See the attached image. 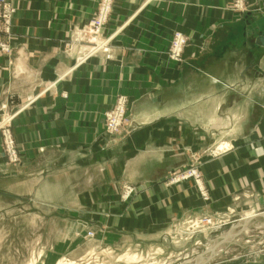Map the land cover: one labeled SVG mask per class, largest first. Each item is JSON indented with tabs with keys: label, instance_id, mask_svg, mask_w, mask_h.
Instances as JSON below:
<instances>
[{
	"label": "crops",
	"instance_id": "1",
	"mask_svg": "<svg viewBox=\"0 0 264 264\" xmlns=\"http://www.w3.org/2000/svg\"><path fill=\"white\" fill-rule=\"evenodd\" d=\"M12 1L0 113L35 99L13 125L25 159L0 180L22 178L23 192L60 207L67 199L86 214L116 212L100 222L101 241L121 248L165 241L185 217L264 210V18L254 19L261 0L240 9L232 0H116L104 30L113 35L109 54L82 37L98 0ZM175 30L189 37L179 62L167 55ZM119 94L128 97L130 122L107 135L105 111ZM195 162L207 199L193 179L169 182ZM124 184L135 189L128 201L120 200ZM250 226L203 264H264V253L247 246L228 255L251 241L250 230L264 229V217ZM219 237L198 234L187 244Z\"/></svg>",
	"mask_w": 264,
	"mask_h": 264
},
{
	"label": "rangeland",
	"instance_id": "2",
	"mask_svg": "<svg viewBox=\"0 0 264 264\" xmlns=\"http://www.w3.org/2000/svg\"><path fill=\"white\" fill-rule=\"evenodd\" d=\"M10 1L13 3L12 0ZM102 1L98 0L94 14L89 18L81 32L82 37L90 43L92 49L95 48L98 52L102 51V53L109 54L110 51L107 47L110 46L113 35L105 36L104 30L113 14L116 0H110L111 4L109 5L106 22L103 24L102 29L97 31L96 19L100 13ZM244 2L245 0H243V4ZM232 3L233 7L243 8V5L240 7L235 5L236 0H232ZM15 6L17 8V5ZM12 36L13 29L11 35L0 34V41L10 45L7 51L2 50L0 47V51L3 53L12 54L14 49L11 43ZM172 39L167 55L169 59L176 61L169 56ZM188 41L189 37L187 36L186 45ZM120 95L125 94L117 95L114 104L105 111L104 128L107 135H121L130 122L129 102H127L128 121L119 133L110 134L107 131L106 112L116 105ZM125 96L127 97V95ZM34 99L35 97L30 96L26 102H12L15 109L12 108L9 111H6V107H2L0 113V174H10L13 170L19 169L25 159L13 125L18 113L32 105ZM223 150L213 149L210 154H217ZM190 168L196 169L202 177L201 167L195 162L174 170L170 178L173 173L181 170H186L188 176L176 181L169 178V182L177 183L188 179L195 181L189 174L188 170ZM24 181V179L22 181V178L17 177L0 180V264H203L202 259L210 255L213 245L190 247L187 240L205 233L210 238L220 236L232 225L242 222L238 220V222L232 224L228 220L229 218L233 216H236L237 219L243 217L236 214L237 212H231L228 215L215 213L185 217L176 222L177 227L172 230V235L168 236L165 241L158 242L155 245L144 243L141 246L121 248L112 244V242L107 244L101 241L104 229L100 222L104 223L106 217L115 216L116 212L86 214L83 213L84 209L80 210L75 203L70 204L72 208L66 207L68 206L67 199L61 200V207L57 203H53L51 198L43 197L39 201L34 195L35 192H23L25 191L24 184H22ZM122 189L120 200L128 201L135 189L128 184L122 185ZM205 190L207 191V189ZM92 205H97L96 201ZM251 213H256V211ZM90 218L93 223H90ZM205 218H211L212 224L204 221ZM250 228L251 226L248 227V229ZM249 234L251 241L243 243L242 240H239L238 244L240 245H232L231 252H228V255L234 256L243 253L246 251V246L249 248L247 251L254 250L264 253V229H253L249 231ZM198 255H201L202 259L198 258Z\"/></svg>",
	"mask_w": 264,
	"mask_h": 264
},
{
	"label": "built area",
	"instance_id": "3",
	"mask_svg": "<svg viewBox=\"0 0 264 264\" xmlns=\"http://www.w3.org/2000/svg\"><path fill=\"white\" fill-rule=\"evenodd\" d=\"M100 13L96 19V29L97 31L102 29L103 24L106 22L109 12L110 0H103ZM236 6L240 7L243 5V0H236ZM16 6L10 0H0V34L6 33L8 35L12 34V19L16 12ZM187 42V35L181 30H177L173 34L172 44L169 49V56L176 60L181 61L184 47ZM0 47L2 50H9L10 45L6 42L0 41ZM127 97L125 95H120L116 105L110 108L106 112V127L110 134L119 133L123 125L128 121V107H127ZM189 174L195 179V182L199 185L200 192L202 196L207 199L208 193L205 188L201 185L202 177L200 173L194 169L190 168ZM187 175L186 170L176 171L171 176V180H181ZM201 185V186H200ZM206 219V220H205ZM208 224H212L211 218H205Z\"/></svg>",
	"mask_w": 264,
	"mask_h": 264
},
{
	"label": "water",
	"instance_id": "4",
	"mask_svg": "<svg viewBox=\"0 0 264 264\" xmlns=\"http://www.w3.org/2000/svg\"><path fill=\"white\" fill-rule=\"evenodd\" d=\"M257 11L254 13V19L258 20L260 18H264V0H261L255 7ZM258 40L261 44H264V28L261 31V33L258 36ZM257 217H264V210L253 213L252 215H247L238 218V220H241V223L234 224L231 226L229 230H227L225 233L221 234L219 239L213 244V247H211L210 255H207L204 257L202 262H206L207 260H210L215 252L216 248H218L221 244H225L228 240H231L232 238L241 235L248 227L250 226V223L253 219H256ZM200 264V263H197Z\"/></svg>",
	"mask_w": 264,
	"mask_h": 264
},
{
	"label": "bare ground",
	"instance_id": "5",
	"mask_svg": "<svg viewBox=\"0 0 264 264\" xmlns=\"http://www.w3.org/2000/svg\"><path fill=\"white\" fill-rule=\"evenodd\" d=\"M250 215H252V214H250ZM219 255V254H218Z\"/></svg>",
	"mask_w": 264,
	"mask_h": 264
}]
</instances>
